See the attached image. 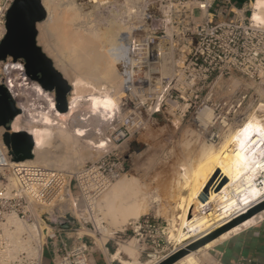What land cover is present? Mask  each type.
Listing matches in <instances>:
<instances>
[{"label": "built area", "instance_id": "2783aa9c", "mask_svg": "<svg viewBox=\"0 0 264 264\" xmlns=\"http://www.w3.org/2000/svg\"><path fill=\"white\" fill-rule=\"evenodd\" d=\"M13 2L0 0V42ZM147 3L152 11L146 10L137 32L127 36V53L119 66L122 113L110 121L114 140L123 141L161 116L199 130L205 127L200 113L211 108L215 117L207 129L213 134L219 131L221 121L236 123L245 117L257 88L264 85V24L252 19L254 8L235 9L230 0ZM5 75L0 74V83L23 111ZM234 82L240 86L232 87ZM12 123L11 131H15ZM128 172L126 158L116 148L70 173L13 161L1 138L0 264H43L49 244L53 264H91V245L78 230L85 227L101 233L96 203ZM10 219L17 220L24 230L19 231ZM129 225L141 252L171 247L156 263L184 247L168 239L155 216H142ZM69 232L77 236L71 247L64 239ZM57 240L60 245L54 243Z\"/></svg>", "mask_w": 264, "mask_h": 264}, {"label": "bare ground", "instance_id": "6f19581e", "mask_svg": "<svg viewBox=\"0 0 264 264\" xmlns=\"http://www.w3.org/2000/svg\"><path fill=\"white\" fill-rule=\"evenodd\" d=\"M98 1L91 0V8L96 7ZM108 2L107 0L101 4ZM42 3L46 8L47 17L37 25L40 30L39 40L72 85V91L69 95V111L60 112L56 108L53 94L28 78L23 65L8 68L5 78L23 107L22 113L13 120L12 128L15 131L26 130L34 139V157L22 162L56 168V151L64 149L67 145L70 147L71 143L74 145L77 137L83 140V145L88 150L85 151L88 154L81 153V156L88 155L89 159H98L101 151L109 146L110 139L95 141L93 138H86L80 126H74V140H70L67 136V119L86 104L91 115L98 116L102 122L111 121L122 113L120 102L123 96V79L119 66L127 53V36L134 33L129 29V33L123 35L128 26L122 21L120 11L114 10L106 25L100 24L93 30L89 25L91 20H85V23L79 20L82 11L74 0H42ZM252 7V19L264 24V0L254 1ZM136 10H139L138 7ZM84 14L89 18L92 11ZM21 80L33 93L21 92L18 88ZM120 84L122 96L118 100L116 95ZM238 86V82L232 84L234 88ZM256 95L251 100L245 117L236 123L221 121L217 134L207 129L215 117L211 108L203 110L199 115L204 128L186 130L197 137L198 159L196 164L184 165L177 175V186L180 190L187 189L188 193L180 195L176 206L177 210L182 211L180 214L169 210L168 227L164 228L166 235L167 232L169 234L168 239L174 242L175 246H186L189 242L206 236L241 214L247 213L249 208L264 199V85L257 88ZM31 97L42 98L46 100V104L31 108V105L25 103L31 101ZM179 125L180 122L175 120L172 126L178 129ZM189 142V139H184L181 144L188 145ZM206 188L209 192L203 200ZM150 198L138 177L124 174L102 193L96 206L103 212V218L116 230V227L121 228L128 224L130 217L145 212L150 205ZM164 214H167V211ZM259 214L263 215L262 212ZM256 219L257 215L246 219L175 264H202V256H205L210 248L241 228L253 224ZM9 221L16 223L19 231L24 230L17 220ZM98 221L101 225L102 216ZM101 228L108 233L111 231L110 226V229H105V226ZM122 248L133 258L128 264H150L158 258L152 253L153 259L140 261V245L136 237L123 244Z\"/></svg>", "mask_w": 264, "mask_h": 264}, {"label": "rangeland", "instance_id": "374dc122", "mask_svg": "<svg viewBox=\"0 0 264 264\" xmlns=\"http://www.w3.org/2000/svg\"><path fill=\"white\" fill-rule=\"evenodd\" d=\"M74 1L80 7L81 9L80 11H82L81 12L82 15L80 16L79 20L81 21V23H85V20H91V23H89V25H91V28H93V30L96 29L95 26H99L100 24L106 25L107 20L112 17L111 15L113 14L114 10L115 12L120 11V17H122L121 18L122 21L126 23V26H128L127 28L128 30L125 31V33H123L124 36L129 33V29L133 33L137 32L136 28L141 24L143 17L146 14V10L152 11L151 10L152 8H150L149 7L150 5L147 3L148 0L139 1L140 3L138 2V0H136L135 2L134 0H113V1H109L111 4L107 3L104 5L98 2L99 4L96 3L97 6L94 7L95 9L91 8V5L93 4L91 0H74ZM135 4L136 5L140 4V6L138 5L135 6ZM137 7L139 10H136ZM90 11H92V15L88 18V16L84 13ZM132 11L133 13H130ZM39 34H40V30L38 28V43L46 52V54L55 63L54 58L51 55H49L48 51L44 47V44L40 42ZM15 65L22 66V64L20 63H14L12 59H8L7 61L0 63V74L4 72L6 74L8 68ZM56 68L64 75V73L57 66ZM21 82L22 80L18 83L19 85L18 88L21 90V92H25L28 94L30 93L29 91H31L33 93V90L28 88L24 84V82L22 83ZM117 92L118 93L116 96H118V100H119V97L122 96V84L119 85ZM28 98L29 97H27L26 100H28ZM31 98L32 99H29L31 101L25 102L28 106L31 105L32 106L31 108L33 107L39 108L46 104L45 103L46 100L44 101L42 100V98L39 97L35 99H33V97ZM72 116H74V118ZM72 116L67 119V121H69L68 134L71 133L70 135L67 134V136L70 137V140L74 137L72 135V129L74 128V126H80L86 138H90V139L93 138V140L95 141L107 140V138H109L110 139L109 146L103 149L100 155L98 154L99 157L103 155L107 150L116 148V151H118L126 158V163L129 168V172L127 173V175L138 177L140 181L144 184L145 190L150 194V196L151 197L156 196L159 198V202L155 203V206L159 207V205L160 206L165 205L164 203L167 200L171 199L170 198L171 192H174L176 196L175 198L172 199V201H174L175 203L179 202L180 195H187L188 193L187 189L180 190V187L177 186V175L184 165L189 163H193V164L197 163L198 147H199L198 141H196L197 137H194L186 132L188 128L196 129L194 126L190 125L187 122H182L180 123L179 128L175 129L172 125L173 122L177 119L161 116L149 122L147 126L144 129L140 130L139 132L129 135L126 139H124L121 142H117L114 140L115 135L112 134V130L110 128V121L102 122L100 121L98 116L95 117L91 115L87 104L81 106L79 110L75 112V114H73ZM2 131L3 129L0 130V140L2 138L1 136ZM184 139L190 140L188 145L181 144L182 140ZM72 140H74V138ZM75 140H74V145H72L73 143H71L70 147L69 145H67L66 147H64V149L62 148L56 151L58 153L57 158L55 159L56 168L71 173V172H76L86 162L97 160V159L94 160L92 158L89 159L90 156L88 155L86 157L81 156V153L88 154L87 153L88 150L87 148H85V145H83L84 142L81 138L77 137L75 138ZM68 147L69 149L71 148L72 150L71 149L69 150ZM81 147L83 148V150ZM65 148H67L69 151ZM76 149H78V151ZM78 152L80 153L79 155L77 154ZM178 211L179 214L182 212L181 210ZM99 212L101 214L98 215V217L96 216L97 223L99 222L98 226L101 228L102 225H106V228L110 229L113 225H110L109 221L103 218L104 217L103 212L101 211ZM154 212L155 214L151 216L157 217L160 225H162L163 227L166 226L168 227L167 221L169 223V214L168 215L165 214V216H162V215H158L157 211ZM101 216H102V221L105 220L104 221L105 223L100 225V221L98 220L99 218H101ZM124 226L125 225L121 226V228H123ZM116 229L118 228L116 227ZM167 235L169 236L168 232ZM170 249H171L170 246L165 247L164 250L158 248H149L146 252H141L140 255L141 260L147 261L153 259V257H151L152 253L160 257L165 253H167Z\"/></svg>", "mask_w": 264, "mask_h": 264}, {"label": "water", "instance_id": "95a60500", "mask_svg": "<svg viewBox=\"0 0 264 264\" xmlns=\"http://www.w3.org/2000/svg\"><path fill=\"white\" fill-rule=\"evenodd\" d=\"M47 17L42 0H14L6 16V34L0 42V62L12 59L24 60L25 73L41 87L53 94L56 108L63 113L69 111V95L72 85L56 68L54 61L38 43V23ZM22 110L8 88L0 83V128H4L2 140L9 149L13 161L22 162L34 157V139L26 131H11V123ZM226 182V180L224 181ZM206 188L202 199L208 196ZM264 211V200L255 204L247 213L241 214L224 226L206 236L189 242L156 264H175L189 253L198 250L225 231L246 219Z\"/></svg>", "mask_w": 264, "mask_h": 264}, {"label": "crops", "instance_id": "0c3cea01", "mask_svg": "<svg viewBox=\"0 0 264 264\" xmlns=\"http://www.w3.org/2000/svg\"><path fill=\"white\" fill-rule=\"evenodd\" d=\"M230 1L235 9L243 8L244 10L248 11L249 6H252L253 2L256 0ZM249 13L250 12H248L247 14ZM175 197L176 196L174 192H171V199L167 200L164 203L165 205H159V207L155 206V203L159 202V198L154 196L152 200L151 197L150 205L152 206L149 205L145 212L138 215L139 217H130L132 219H129V223L123 228H118L115 230L114 227H112L110 229L111 234L104 231L103 229L101 230L102 232L99 233L98 231L92 228H79V234L83 236V239L91 245L90 263L128 264L129 262H132L133 258L129 255L127 251L122 248L123 244L128 243L132 239L131 226L129 224L142 216L154 215V211H157V214L162 216H165L164 213L166 211L168 215L170 209L172 210V213H178L179 211L176 207L177 203L172 201V199ZM151 201H154V203H152ZM262 214V216L260 214H257V219L253 224L241 228L240 230L231 234L228 238L216 243L212 248L207 251L205 255L206 257L202 256V264H214L218 260L222 264H264V211H262ZM104 226L106 229V225ZM125 229L129 231L125 232ZM74 237H77L75 232H69L65 234L64 239H67L69 247H71L75 243ZM54 243L60 245V241L58 240ZM140 255L141 250L138 258L140 261H142ZM155 260H153L152 263L155 262ZM43 264H53V247L51 244H49L48 249L46 250Z\"/></svg>", "mask_w": 264, "mask_h": 264}, {"label": "flooded vegetation", "instance_id": "af4514ba", "mask_svg": "<svg viewBox=\"0 0 264 264\" xmlns=\"http://www.w3.org/2000/svg\"><path fill=\"white\" fill-rule=\"evenodd\" d=\"M14 63H20V64H22L23 66H24V60H20V59H18L17 61H14V60H12Z\"/></svg>", "mask_w": 264, "mask_h": 264}]
</instances>
